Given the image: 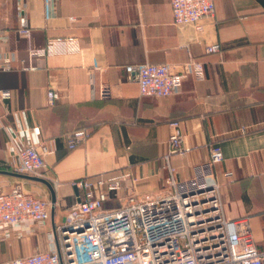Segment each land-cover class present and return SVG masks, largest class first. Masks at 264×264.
Wrapping results in <instances>:
<instances>
[{"label":"crops","instance_id":"crops-1","mask_svg":"<svg viewBox=\"0 0 264 264\" xmlns=\"http://www.w3.org/2000/svg\"><path fill=\"white\" fill-rule=\"evenodd\" d=\"M214 5L198 34L173 23L170 0H0V90L9 93L0 98V191L20 185L50 211L31 235L0 232V264L49 250L53 227L79 200L73 181L130 174L108 207L129 195L158 197L168 191V167L178 182L196 177L212 144L222 160L207 180L220 183L224 217L248 218L264 253V4ZM24 26L29 39L18 32ZM69 37L78 50L30 54ZM214 43L221 51L206 53ZM189 58L201 63L203 78L189 74L178 93L163 98L140 95L125 72L143 63L179 71ZM49 89L58 94L53 105ZM173 121L184 136L182 155L169 153ZM81 129L88 137L68 149L65 135ZM29 144L47 149L44 178L14 171L16 150Z\"/></svg>","mask_w":264,"mask_h":264},{"label":"built area","instance_id":"built-area-1","mask_svg":"<svg viewBox=\"0 0 264 264\" xmlns=\"http://www.w3.org/2000/svg\"><path fill=\"white\" fill-rule=\"evenodd\" d=\"M173 23L189 26L196 33L204 30L203 20L213 18L214 0H170ZM30 38L26 26L18 30ZM78 50L76 39L54 38L45 48L30 50L42 56ZM219 43L205 47L206 53L221 51ZM128 79L138 85L139 94L163 98L178 93L182 80L189 74L203 78L201 63L189 58L179 71L171 64L143 63L125 67ZM9 96L0 90V98ZM49 105L58 99L56 91L46 92ZM169 153L186 151L178 121L171 122ZM89 133L76 130L65 135L68 149L82 144ZM47 149L33 144L16 150L14 171L44 178ZM222 160L221 149L212 144L208 162L194 178L178 182L168 167L165 180L168 191L158 197L142 200L129 195L126 202L108 207L111 195L121 189L122 180L130 174L110 171L84 177L71 183L79 195L76 205L66 210L62 223L49 234L50 248L34 252L4 264H264V253L255 244L248 218L227 220L223 214L220 183L212 166ZM136 183V178H131ZM50 219L48 203L25 193L20 185L9 192L0 191V232L5 238L31 235Z\"/></svg>","mask_w":264,"mask_h":264},{"label":"trees","instance_id":"trees-1","mask_svg":"<svg viewBox=\"0 0 264 264\" xmlns=\"http://www.w3.org/2000/svg\"><path fill=\"white\" fill-rule=\"evenodd\" d=\"M262 1V3L264 4V0H261ZM114 199V194L113 195H111V199H110V201L109 202H111L112 200ZM108 202V203H109Z\"/></svg>","mask_w":264,"mask_h":264},{"label":"rangeland","instance_id":"rangeland-1","mask_svg":"<svg viewBox=\"0 0 264 264\" xmlns=\"http://www.w3.org/2000/svg\"><path fill=\"white\" fill-rule=\"evenodd\" d=\"M126 202V200L124 201V203Z\"/></svg>","mask_w":264,"mask_h":264}]
</instances>
